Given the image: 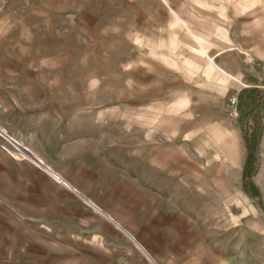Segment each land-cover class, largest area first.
Returning a JSON list of instances; mask_svg holds the SVG:
<instances>
[{"label":"rangeland","instance_id":"obj_1","mask_svg":"<svg viewBox=\"0 0 264 264\" xmlns=\"http://www.w3.org/2000/svg\"><path fill=\"white\" fill-rule=\"evenodd\" d=\"M248 1L236 0L241 40L249 14L258 29L264 20V0ZM184 2L65 0L64 29L53 40L63 49L46 42L27 49L64 60L31 65L64 89V125L44 122L42 137L31 126L6 130L42 139L52 166L134 236L143 235L162 264H264V99L257 102L243 87L264 91V65L254 71V57L241 49V90L236 83L226 89L206 58L214 49L208 43L219 38L199 29L200 9L195 31L172 13ZM9 50L17 51L2 54ZM235 95L238 117L230 107ZM1 115L0 122L15 123L8 112ZM245 130L255 137L256 154L247 188ZM0 149L27 153L1 133ZM23 196L0 176V264H152L84 200L72 213L64 201Z\"/></svg>","mask_w":264,"mask_h":264},{"label":"crops","instance_id":"obj_2","mask_svg":"<svg viewBox=\"0 0 264 264\" xmlns=\"http://www.w3.org/2000/svg\"><path fill=\"white\" fill-rule=\"evenodd\" d=\"M184 1L177 7L171 6L172 13L179 17L185 16V25L195 31L198 28L193 25L195 22L193 18H196L197 10L200 9L202 17L198 20L202 27L199 29L207 26L206 29L204 28L206 36L211 38L216 33L219 38V40L208 43V47L214 48L212 54L207 52L208 56L206 57L211 73L218 74L219 78L225 82L228 81L226 84L229 85L225 87L226 89L232 88L236 83V88L241 90V81L244 79L240 61L241 49H246V53L254 57V60L250 61L254 71L258 64L264 65V20L258 29L255 14L252 18L249 14V18L243 21L247 38L241 40L236 34L240 33L237 26L240 23L239 7L241 2H236V0H192V3L189 4L187 0ZM244 1L249 2L248 0ZM64 3L65 0H0V121L3 118L1 113L8 112L15 122L14 124L0 122V128L16 141V145H22L32 153L31 155L24 149L27 152L24 154L25 156L17 157L12 151L0 149V176L3 181H6L9 191L24 193L23 197L26 200H32V197L40 198L47 204L51 201H64L71 211L75 207L77 212L82 204L81 199L94 212L98 210L96 208L98 207L104 215L99 213L107 220L110 216L136 239L147 253L113 221L109 220L136 244L152 264H162L160 258L156 256V252L152 248L150 249L151 244L145 241L143 235L134 236L130 228L118 221L110 211L98 205L78 184L77 180L68 177L52 166L48 155L38 143L42 139L26 140L25 137H18L6 130V127L31 126L36 128V135L42 137L44 134L41 129L46 126L43 124L44 122L61 120V126L64 125V89L51 86L50 81L53 75L43 71H34L31 66L32 64L64 63V60L61 59V56L55 60L41 56V53L34 55L27 51L28 48H40L41 42H46L44 45L51 49L54 48L58 51L60 48L63 49V44L54 45L53 40L55 33H59V26L60 30L64 29ZM190 17L192 18L190 19ZM5 48H15L17 51L10 52L9 50V54H2L4 53L2 49ZM228 55L232 56V66H228L230 60ZM196 63L199 64L201 61L196 60ZM243 87L248 88L246 91L249 95L252 93L257 102L264 99V91H260V89L258 91L257 86L244 85ZM258 94L260 95L259 99H257ZM261 106L264 107V103ZM246 132L249 139H253L256 137L257 129L255 137L251 136L249 131H243L244 139H246ZM260 134L259 138L264 139V120ZM34 157L50 170L46 169ZM54 173L62 177L68 184ZM68 202L70 204H66ZM63 204L62 206L65 207ZM148 228L155 230L154 227Z\"/></svg>","mask_w":264,"mask_h":264},{"label":"trees","instance_id":"obj_3","mask_svg":"<svg viewBox=\"0 0 264 264\" xmlns=\"http://www.w3.org/2000/svg\"><path fill=\"white\" fill-rule=\"evenodd\" d=\"M241 114V112H240ZM246 137V143H247V148H248V151H249V154H250V157H251V163H249V166L247 168V174H246V178L244 180V187L247 188L249 186V180H250V177H251V174H252V170H253V165L255 164V157H256V154L254 152V148H253V144H252V140L249 139V137L247 136V133L245 135ZM260 204L261 201H260Z\"/></svg>","mask_w":264,"mask_h":264},{"label":"water","instance_id":"obj_4","mask_svg":"<svg viewBox=\"0 0 264 264\" xmlns=\"http://www.w3.org/2000/svg\"><path fill=\"white\" fill-rule=\"evenodd\" d=\"M0 133L2 134V135H4V137H6V138H8V139H10V140H12L14 143H16V141H14L7 133H5L1 128H0ZM17 144V143H16ZM20 146H22V145H20ZM22 148L23 149H25L27 152H29L31 155H32V153L27 149V148H25L24 146H22ZM40 164H42L46 169H48V170H50L45 164H43L40 160H38L36 157H34ZM56 176H58L61 180H63L66 184H68L62 177H60L59 175H57L56 173H54ZM90 202V201H89ZM99 211H101L102 212V210H100L98 207H96ZM108 218L111 220V221H113L120 229H122L128 236H130L137 244H138V246H140L142 249H143V247L136 241V239L126 230V229H124L118 222H116L113 218H111L110 216H108ZM144 250V249H143ZM145 251V250H144ZM145 253H147L146 251H145Z\"/></svg>","mask_w":264,"mask_h":264},{"label":"built area","instance_id":"obj_5","mask_svg":"<svg viewBox=\"0 0 264 264\" xmlns=\"http://www.w3.org/2000/svg\"><path fill=\"white\" fill-rule=\"evenodd\" d=\"M240 101H239V97L237 95L233 96L230 100V107H231V111L235 116H239L240 115V107H239Z\"/></svg>","mask_w":264,"mask_h":264},{"label":"bare ground","instance_id":"obj_6","mask_svg":"<svg viewBox=\"0 0 264 264\" xmlns=\"http://www.w3.org/2000/svg\"><path fill=\"white\" fill-rule=\"evenodd\" d=\"M22 152V151H21Z\"/></svg>","mask_w":264,"mask_h":264}]
</instances>
